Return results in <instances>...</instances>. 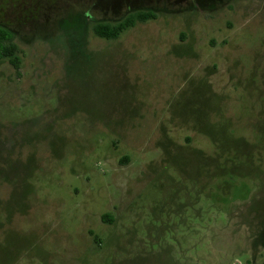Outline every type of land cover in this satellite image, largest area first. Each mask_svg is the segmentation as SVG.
Masks as SVG:
<instances>
[{"label": "rangeland", "instance_id": "rangeland-1", "mask_svg": "<svg viewBox=\"0 0 264 264\" xmlns=\"http://www.w3.org/2000/svg\"><path fill=\"white\" fill-rule=\"evenodd\" d=\"M0 25V264H264V0H0Z\"/></svg>", "mask_w": 264, "mask_h": 264}, {"label": "trees", "instance_id": "trees-1", "mask_svg": "<svg viewBox=\"0 0 264 264\" xmlns=\"http://www.w3.org/2000/svg\"><path fill=\"white\" fill-rule=\"evenodd\" d=\"M156 18V12L151 9H138L129 12L117 21H100L92 26V31L100 38L117 40L126 30L134 28L139 23H146ZM15 33L0 25V60H7L16 70L21 68L22 49L15 42ZM128 158L126 157V160ZM104 222L111 224V215L105 213L102 216Z\"/></svg>", "mask_w": 264, "mask_h": 264}]
</instances>
